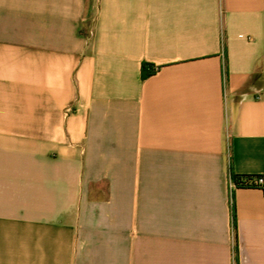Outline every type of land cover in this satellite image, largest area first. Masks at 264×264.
Masks as SVG:
<instances>
[{
	"label": "crops",
	"instance_id": "1",
	"mask_svg": "<svg viewBox=\"0 0 264 264\" xmlns=\"http://www.w3.org/2000/svg\"><path fill=\"white\" fill-rule=\"evenodd\" d=\"M251 174L264 0H0V264H264Z\"/></svg>",
	"mask_w": 264,
	"mask_h": 264
},
{
	"label": "built area",
	"instance_id": "2",
	"mask_svg": "<svg viewBox=\"0 0 264 264\" xmlns=\"http://www.w3.org/2000/svg\"><path fill=\"white\" fill-rule=\"evenodd\" d=\"M239 187H259L264 190V174L251 175H235L231 179V202L233 200V192Z\"/></svg>",
	"mask_w": 264,
	"mask_h": 264
},
{
	"label": "trees",
	"instance_id": "3",
	"mask_svg": "<svg viewBox=\"0 0 264 264\" xmlns=\"http://www.w3.org/2000/svg\"><path fill=\"white\" fill-rule=\"evenodd\" d=\"M149 64L144 63L143 65V72H144V76H149L152 75L153 73H155L157 71V67L156 66H151L150 68H147ZM232 217H233V226L235 228V232L237 235V214H236V207H235V203H233L232 205Z\"/></svg>",
	"mask_w": 264,
	"mask_h": 264
}]
</instances>
